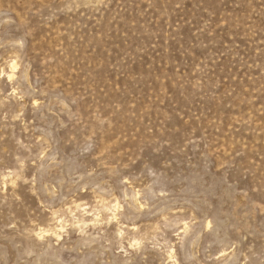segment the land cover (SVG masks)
Returning <instances> with one entry per match:
<instances>
[{"label": "rangeland", "instance_id": "374dc122", "mask_svg": "<svg viewBox=\"0 0 264 264\" xmlns=\"http://www.w3.org/2000/svg\"><path fill=\"white\" fill-rule=\"evenodd\" d=\"M0 264H264V0H0Z\"/></svg>", "mask_w": 264, "mask_h": 264}]
</instances>
